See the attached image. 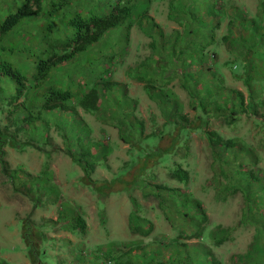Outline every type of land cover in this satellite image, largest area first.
I'll return each mask as SVG.
<instances>
[{
  "label": "rangeland",
  "instance_id": "1",
  "mask_svg": "<svg viewBox=\"0 0 264 264\" xmlns=\"http://www.w3.org/2000/svg\"><path fill=\"white\" fill-rule=\"evenodd\" d=\"M17 1L19 5L21 0ZM137 1L140 9L148 2L150 21L142 20L141 28L133 21L128 32L124 26L108 31L102 42L61 66L64 79L47 86V91L58 85L82 88L75 82L89 85L80 78L87 71L116 83L108 89L99 87L96 114L78 109L76 122L56 115L45 124L23 125L22 118L41 102L39 91L44 92V86L29 90L20 105V100H11L14 85L0 77V130L14 136H0V142L5 139L0 145V264H31L29 254L37 264H165L169 256L175 264H264V38L253 45L257 37L246 33L239 37L253 49L248 56L241 41L228 39L230 47L220 42L227 34L228 20L236 18L230 7L238 19L233 40L250 27L251 19L264 26L260 20L264 4L262 0H213L216 11L222 8L230 17L221 20L220 10L215 17L221 20L214 33L216 53L212 61L205 60L209 71L204 79L212 82L214 74L221 90L208 99L199 92L205 81L195 73L201 74L196 55L183 69L178 59H185L177 54L185 44L186 31L196 25V21L186 25L181 21L179 7L185 5L194 16L202 12L198 0ZM93 4L77 8L86 15ZM14 10L11 1L2 12ZM26 50L33 54L35 49ZM110 56L112 60L104 64L102 57L108 61ZM22 57L16 67L29 81L35 58ZM254 61H259L257 67ZM225 62L234 66L232 74L237 77L223 66ZM186 73L195 99L181 85ZM237 93L243 107L233 106ZM202 102L211 104L208 113L200 114ZM231 110L238 113L233 115L238 120L226 115ZM208 114L214 118L204 128L198 127ZM204 132L214 133L212 143ZM92 152L103 154L109 166L108 171L93 166L89 177L94 182L82 173L83 168H91ZM72 157L77 164L71 163ZM171 175L187 181L173 180ZM196 205L205 216L203 235L223 231L219 244L203 235L185 238L196 232L191 222ZM77 217L82 229L77 227ZM148 227L146 236L136 231ZM177 240L186 243L185 251L175 247ZM170 244L173 247L166 246ZM175 250L181 254L174 255Z\"/></svg>",
  "mask_w": 264,
  "mask_h": 264
},
{
  "label": "trees",
  "instance_id": "2",
  "mask_svg": "<svg viewBox=\"0 0 264 264\" xmlns=\"http://www.w3.org/2000/svg\"><path fill=\"white\" fill-rule=\"evenodd\" d=\"M11 1L13 2L15 10L11 13L4 14L2 12L4 7L8 6ZM103 1L104 0H21L20 4L17 5V0H0V13L3 14L0 17V77L9 80L14 85V93L13 95H11V100L15 102L20 100L19 104L21 105L25 103V100L21 101V99H26V95L29 93V90L34 91L35 89L42 86H44L45 90L44 92L42 89L39 91V93H42L41 102H38L37 105L33 104L26 117L22 118L21 121L23 125L26 123L45 124L47 118L57 115L56 112H61L62 114L69 113L68 115L71 119V122H76L74 121V116H76L77 114V109H80L86 114L94 115L99 110V87L108 89L109 85H116V83L107 82L106 79H100L99 76L98 78L92 77L93 75H90L91 73L87 71L88 73H86L85 75H80V78H85L84 81H87L89 85H87V83H85V85H82V82L80 83L77 81L75 83L77 85H81L82 88L79 87L78 89L73 90L68 87L60 88L58 87L60 85H58L55 86L51 91H47L50 85L49 83L51 81L56 82L59 79L60 81L62 80V78L64 79V77L61 78L63 73L60 71L61 66L74 61L80 55L85 53L89 47L95 46L99 42H102L104 35L107 34L108 31L117 27L124 26V28H126V31L128 32L131 22L134 21L135 23H137V26L141 28L142 20L146 18L150 19L146 14V6L148 2H144L143 8L140 9L137 0H105L104 5L100 8H97L98 5ZM214 1L212 0L211 2H209V0H198V5L202 8V12L199 11V13H195L194 16H192V13L188 10L187 7V9H185V5H180L179 7V11L183 16L181 21H183L185 25L190 20L196 21L194 30L186 31V37L184 39L185 44H183V46L178 49V57L182 55L185 59L182 62H180V58L178 59L179 67L185 69V67L190 64L192 56L196 55L195 62L198 64V69L201 73L199 75H202L203 77L199 76L197 71L195 73L201 81L206 80L204 79V77L207 78L208 74L206 72L209 71V67L205 62L206 58H209L212 61L216 53L214 50V48H216V43L214 42V33L219 26V22L224 17L228 16L222 8H217L218 11L220 10L219 12H221L222 17L220 18V21L216 20L215 17L218 11H216L215 9L216 5ZM89 2L92 4L94 3L92 5L94 6V8L91 12H88L89 14L83 15L77 7L79 5H87ZM260 3L264 4V0H262ZM229 11L231 12L230 14H235L236 18L228 16L230 17V19L227 22V34L221 37L220 42L228 43V39L231 41L239 40L241 41L240 46L242 48H245L244 52L246 56H248L253 52V49L243 44V40L239 39V37L241 38L246 33L249 34L252 38H258L251 44L254 45L260 43V41L263 42L264 40L262 41L261 38H264V26L258 25L257 21L251 19L249 21L250 27H244L243 32L239 34L238 39L236 37V39L234 38L232 40V29L235 28L234 26L236 25L238 19L236 11L231 9V7ZM66 13L69 14L67 16L68 19L62 20L64 19ZM148 19L146 20L150 21ZM260 20L264 22V11L263 16L260 18ZM152 26L156 27L153 24ZM236 30L237 32L239 31L238 26L236 27ZM178 42L179 37L176 35L175 44H178ZM246 42L247 41H245V43ZM208 46H212L210 51L207 50ZM228 46H231L230 43H228ZM26 49H30L31 52L35 49L33 51V54L37 55L33 56V54H29L30 52H28ZM255 52L257 51L255 50L254 53ZM28 54L29 56H27ZM22 56H26L27 58H35L34 72L30 75L31 77L29 81L26 79V76L24 75L25 73L21 72L19 68L16 67L15 62H17L19 58L23 59ZM102 60V62L105 64L106 62L111 61L112 57L110 56L108 58V61H106L104 57H102ZM258 62L259 61L253 62L256 63L255 67L258 66ZM27 63L28 62L24 60L23 64L26 65ZM205 64L207 66H205ZM251 64L248 65V68H250ZM223 66L227 67L233 77H237L236 75L232 74L234 68L232 64L228 65L227 62H225ZM209 76H212V74H209ZM188 77H190V73H186V76L184 75L182 77L183 79L181 85L183 89L190 95L189 97L191 99H195V94H191L192 92L190 90V86H188ZM210 82L211 81H205L203 84H201L202 87H200L199 89V92L202 93V96H206L208 99H212V96L217 97V94H219L221 90L220 87L218 88V86H216L214 74L212 76V82ZM246 82L248 84V81ZM36 92L38 93V91H35L34 94H36ZM235 95L236 97L234 98L233 106L238 103L240 107H243L241 95L238 93ZM192 103V106L195 110L196 103L194 104V101ZM259 104L261 103L259 102ZM9 105L12 106V103H9ZM200 105L201 109H198L202 110L199 111L200 114L208 113L210 111V103L207 104L205 102H202V104ZM206 108L207 111H205ZM230 108L232 109V106H229L227 109ZM226 115L232 116L231 120L233 121L238 120L237 117L233 116L238 115V113L235 111L231 110V112ZM209 117L210 116L208 114L206 122L201 123L199 120V124L197 126L200 128H204L208 124V121L214 118ZM66 118L67 117H65V119ZM200 118L201 116L199 117V119ZM18 131L19 129L17 130V132ZM204 133L208 137V140L212 143V134L214 133ZM0 136L3 138H7L8 136L11 137L13 135L7 136L0 130ZM70 140L73 141L75 139L72 138ZM4 141L5 139L3 140V142H0V145L3 144ZM225 142L229 143L228 141ZM9 143H13V141L10 140ZM100 149L102 151L104 150V148L101 147ZM66 152L72 154L70 150H67ZM93 153L95 152H92V154H90L92 165L89 171L86 168L82 169L84 177L90 180V182H94L89 177V174L93 172V166H100L105 171L109 170V166L106 163L105 156L101 153ZM100 157L101 159H99ZM70 161L73 164H77L75 163L76 160L73 157L70 158ZM177 171H182V173L186 174V172L181 170L180 168ZM169 177L173 180L182 179L185 182L187 181V179L183 178L182 176L175 177L171 175ZM153 188L161 187L154 186ZM169 191H172V189H169ZM193 213H195V217H191V222H194V225L192 224V227L194 228V230H196V232L192 234L193 236H185V238L187 239L191 237L201 238L203 235L202 222L205 219L204 212L199 205H196ZM76 223L77 227L81 229L83 228V222L79 217H77ZM136 231L141 233L143 236H146L150 230L148 227L144 230L137 229ZM210 234L211 233L203 235V237H205V239L213 238L212 240H214L215 245L224 240L223 231L221 230H218L217 233L212 236ZM23 237L24 234L22 232V238ZM182 245L186 246V243H182L178 240L175 243V247H181V249L184 250L182 248ZM166 246L173 247V244ZM179 250H175L173 254L180 255L181 253H179ZM27 258L31 264H37L31 258L30 254L27 256ZM119 264H123V262ZM155 264L164 263L157 262ZM165 264H175V259H173L172 256H169Z\"/></svg>",
  "mask_w": 264,
  "mask_h": 264
},
{
  "label": "crops",
  "instance_id": "3",
  "mask_svg": "<svg viewBox=\"0 0 264 264\" xmlns=\"http://www.w3.org/2000/svg\"><path fill=\"white\" fill-rule=\"evenodd\" d=\"M76 82H77V81H76ZM80 83H81V82H80ZM77 110H78V109H77ZM55 112H56V111H55ZM76 113H78V112L76 111ZM56 114H57V116L60 117V118H62L61 116L63 115V116H65V117H67L66 119H70V118H69V115H68L69 113H64V114H62L61 112H60V113H59V112H56ZM60 114H61V115H60ZM76 115H78V114H76ZM70 120H71V119H70ZM74 121H75V120H74ZM65 122H66V121H65ZM77 135H78V134H76L75 137H76Z\"/></svg>",
  "mask_w": 264,
  "mask_h": 264
}]
</instances>
